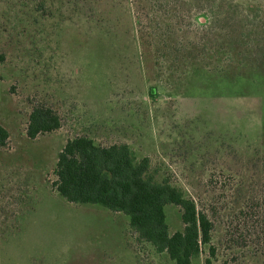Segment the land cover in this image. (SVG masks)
<instances>
[{
  "label": "rangeland",
  "instance_id": "rangeland-1",
  "mask_svg": "<svg viewBox=\"0 0 264 264\" xmlns=\"http://www.w3.org/2000/svg\"><path fill=\"white\" fill-rule=\"evenodd\" d=\"M1 1L0 124L9 138L0 146V264H173L137 243L122 213L56 193L57 153L82 134L126 142L138 157L149 156L158 177L168 175L203 202L216 199L224 190L208 184V169L239 171L264 137V77L232 80L231 69L201 90L161 94V71L137 45L136 16L150 13L145 0H44L51 14L34 13L37 22L30 5L42 0ZM235 1L264 13V0ZM153 85L162 90L156 97L148 94ZM35 103L56 109L62 126L30 139L25 128ZM219 181L228 185L224 176ZM166 214L170 230L180 229L177 207ZM226 221L215 220L218 252L210 264L224 257Z\"/></svg>",
  "mask_w": 264,
  "mask_h": 264
},
{
  "label": "trees",
  "instance_id": "trees-1",
  "mask_svg": "<svg viewBox=\"0 0 264 264\" xmlns=\"http://www.w3.org/2000/svg\"><path fill=\"white\" fill-rule=\"evenodd\" d=\"M193 1L194 5L189 0H145L150 13L144 10L136 16L140 24L137 45L161 71L157 77L165 90L161 94L175 97L201 90L210 76H226L231 69L236 71L235 76L231 73L232 80L263 78L264 13L260 14V6L235 0ZM30 9L34 22V13L51 14L44 0L33 2ZM142 17H146L144 23ZM5 59L0 49V67ZM161 89L150 86L148 94L156 97ZM61 126L56 109L35 103L25 133L34 139ZM8 138V130L0 124L1 147ZM208 171V184L214 190L220 185L224 193L203 202L168 175L158 177L149 156L138 157L128 143L102 144L82 134L66 139L58 151L51 187L69 203L98 204L122 213L134 240L166 254L173 264H196L201 254L204 264L217 259L218 247L212 242L217 216L227 220L221 264H264V137L239 171L224 167ZM221 176L228 185H221ZM168 206L178 209V230L169 228ZM249 256L257 260L249 262Z\"/></svg>",
  "mask_w": 264,
  "mask_h": 264
}]
</instances>
